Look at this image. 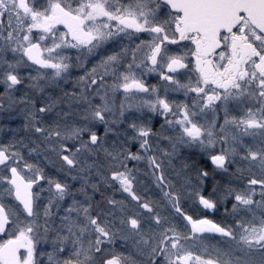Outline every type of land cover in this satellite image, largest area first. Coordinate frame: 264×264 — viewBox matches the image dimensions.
<instances>
[{"label": "snow or ice", "instance_id": "snow-or-ice-1", "mask_svg": "<svg viewBox=\"0 0 264 264\" xmlns=\"http://www.w3.org/2000/svg\"><path fill=\"white\" fill-rule=\"evenodd\" d=\"M0 264H264V0H0Z\"/></svg>", "mask_w": 264, "mask_h": 264}, {"label": "flooded vegetation", "instance_id": "flooded-vegetation-1", "mask_svg": "<svg viewBox=\"0 0 264 264\" xmlns=\"http://www.w3.org/2000/svg\"><path fill=\"white\" fill-rule=\"evenodd\" d=\"M152 82H155L154 80Z\"/></svg>", "mask_w": 264, "mask_h": 264}]
</instances>
